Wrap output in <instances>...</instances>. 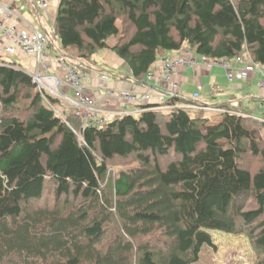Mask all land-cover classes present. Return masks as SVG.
<instances>
[{"label": "trees", "instance_id": "trees-1", "mask_svg": "<svg viewBox=\"0 0 264 264\" xmlns=\"http://www.w3.org/2000/svg\"><path fill=\"white\" fill-rule=\"evenodd\" d=\"M55 32L83 71L111 50L137 83L185 46L264 65V0H61ZM185 99L84 127L0 60V264H195L214 231L247 234L264 264V123Z\"/></svg>", "mask_w": 264, "mask_h": 264}, {"label": "built area", "instance_id": "built-area-1", "mask_svg": "<svg viewBox=\"0 0 264 264\" xmlns=\"http://www.w3.org/2000/svg\"><path fill=\"white\" fill-rule=\"evenodd\" d=\"M21 0H9L8 2H0V40L4 45V52L9 56H15L18 53L35 56L38 65L37 70L31 73L34 82L39 90L47 92L53 97H58L62 102H67L66 112L69 114L72 110L83 121L84 127L103 126L108 122L107 113L110 112V102L106 101L105 105H99V100L91 94L89 83L90 77L83 73L79 62H71L67 56L62 53L52 56L57 68L61 71L63 78H58L52 75L48 67L46 59L49 57L51 49V40L56 36L55 28L52 33L44 34L37 31L34 27H23L27 24L26 19L22 15L18 3ZM35 7L46 12L50 7V0H32ZM178 57H164L161 59L162 68L165 75V80L170 85V91L166 98H163L158 107L166 105L167 100L173 97V92L179 86L173 78L176 76L180 68L193 67L197 63L196 57L191 49L185 48L180 51ZM202 64L208 67L218 66L226 70V76L229 81L245 82L253 75L260 76L259 89L264 95V65L253 61L251 54L248 51L241 53L233 61L228 62L224 59L216 60L208 57H201ZM148 79H154V76L148 74ZM103 80H108L107 76H102ZM69 88V93L62 91L64 88ZM216 91V89L214 90ZM59 95H58V94ZM109 96H114L113 92L108 93ZM120 100L127 105L140 106L152 100V93L147 92L143 95H136L122 92L118 94ZM195 101L200 99V95H194ZM199 105V106H197ZM193 107L207 110H219L211 108L203 104H194ZM164 108V107H163ZM142 109L127 111L120 110L115 113L116 117L126 115H138ZM66 114V115H67ZM264 123V118H256Z\"/></svg>", "mask_w": 264, "mask_h": 264}, {"label": "crops", "instance_id": "crops-1", "mask_svg": "<svg viewBox=\"0 0 264 264\" xmlns=\"http://www.w3.org/2000/svg\"><path fill=\"white\" fill-rule=\"evenodd\" d=\"M9 0H0V2H8ZM61 0H50V7L46 12L39 11L32 0H21L18 3L19 9L26 19L27 24L23 27H34L37 31L44 34L52 33L55 28V22L57 19L58 9ZM109 51H105L103 55L106 59H98L102 65L97 67L100 69H94L88 74L90 77L89 83L91 87V94L99 100V105H105L106 101L110 102V112L107 113V118L111 120L116 119L115 113L120 110L134 111L141 109L139 106H131L124 104L118 97L119 93L126 92L136 95H143L144 93L151 92L152 100L148 103H152L156 106L159 102L167 97L170 91V85L165 80V75L162 68L161 59L158 60L150 69L148 74H152L154 79L149 80L147 76L140 83H137L131 78V72L126 69V64L115 54L113 58H110ZM63 53L60 38L53 36L51 40V49L49 57L46 59L48 67L52 75L58 78H63L61 71L57 68L54 63L52 56L55 54ZM107 53V54H105ZM181 52L170 53L166 57H178ZM196 65L193 67L182 68L177 71L176 76L173 78L179 83L180 89L178 88L182 98H193L194 95L199 94L200 99L197 100V104H212L214 106L221 105L223 103L231 102L232 108L239 110L240 112L249 111L257 117L264 118V95L259 89V80L261 79L258 75H253L249 80L245 82L229 81L226 76V70L212 66L208 67L202 64L200 56L196 54ZM10 56L4 52V45L0 40V60H8ZM13 61L16 64L21 65L26 71L33 73L37 70V59L35 56L26 55L24 53H18L12 56ZM106 62V63H105ZM115 71L110 74L109 71ZM102 76H107L108 80H103ZM215 96L213 97L212 91L215 90ZM259 90V91H258ZM113 92L114 96H109L108 93ZM255 92H259L258 96H255ZM65 93H69V88H65ZM261 103L263 106L259 111L256 109V104ZM107 119V120H108Z\"/></svg>", "mask_w": 264, "mask_h": 264}, {"label": "rangeland", "instance_id": "rangeland-1", "mask_svg": "<svg viewBox=\"0 0 264 264\" xmlns=\"http://www.w3.org/2000/svg\"><path fill=\"white\" fill-rule=\"evenodd\" d=\"M119 25L121 27L122 36L123 35L126 36L125 30L129 29V27H128V23L126 22L125 17H121V19L119 21ZM117 43H118L117 38H112L109 40V45L111 47H115V45ZM185 48H188V46H185L184 49ZM107 51H109L108 52L109 55L107 53H105V54L110 56V58H113L114 53L111 50H107ZM104 52L105 51H101L98 53V55L101 56V54H104ZM98 55L94 58V65H95V68L97 70L100 69L97 67L98 65H102L104 67V63H100L97 60L98 59H102V60L104 59V61H106V59L103 58V57H105L104 55L102 57H98ZM4 61L8 62V63H16L17 60L13 61L12 56H10L8 58V60H4ZM91 71H94V69H92ZM28 72L30 73V71H28ZM90 72L83 71V73L86 75H88ZM176 83L178 84L179 89H180L179 83L178 82H176ZM177 90L173 92L174 93L173 97L181 94ZM62 91H65V88ZM212 95H213V97L215 96L214 90L212 91ZM258 95H259V92H255V96H258ZM53 96H56V95H53ZM54 98H56V97H54ZM59 98H61V97L58 96L56 98L57 100L60 101L59 106H56V108L59 111V114H63L65 116L67 114V112L65 113V109H67V102H62ZM185 100H186L185 103L187 106H193L194 104H197V101H195L193 98H188ZM207 106H209L211 108H220V106H218V105L214 106L212 104H207ZM262 108H263V106L261 105V103L256 104V109L258 111ZM238 111L239 110H237V113H236L238 116H242L243 118H248V119L254 118L256 121L261 123L259 120L256 119V118H258L257 116L250 115L249 113H246V112L244 113V112H240V111L238 112ZM108 121H110V119H108ZM263 135H264V133H263ZM114 163L120 164V167L119 166H112L110 173L116 172L117 170H119L121 168H128L130 166V164H129L130 162H127V161L125 162L123 160H118L117 162H114ZM246 165L251 170H254V172H256L262 166L259 159H247ZM254 206L255 205L253 204V202H252V204L251 203L248 204V207H254ZM211 233L213 236L214 247L205 246L202 253H201L200 261L198 263H195V264H257L258 263L259 254L255 250L253 243H251V240L247 234L230 235V234H226V233L218 232V231L217 232L214 231Z\"/></svg>", "mask_w": 264, "mask_h": 264}, {"label": "bare ground", "instance_id": "bare-ground-1", "mask_svg": "<svg viewBox=\"0 0 264 264\" xmlns=\"http://www.w3.org/2000/svg\"><path fill=\"white\" fill-rule=\"evenodd\" d=\"M180 69H182V68H180ZM180 69H179V70H180Z\"/></svg>", "mask_w": 264, "mask_h": 264}, {"label": "clouds", "instance_id": "clouds-1", "mask_svg": "<svg viewBox=\"0 0 264 264\" xmlns=\"http://www.w3.org/2000/svg\"><path fill=\"white\" fill-rule=\"evenodd\" d=\"M262 118V117H261Z\"/></svg>", "mask_w": 264, "mask_h": 264}]
</instances>
